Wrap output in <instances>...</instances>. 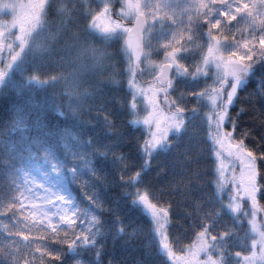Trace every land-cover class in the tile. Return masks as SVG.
<instances>
[{"label":"snow or ice","instance_id":"1","mask_svg":"<svg viewBox=\"0 0 264 264\" xmlns=\"http://www.w3.org/2000/svg\"><path fill=\"white\" fill-rule=\"evenodd\" d=\"M100 16L108 25L102 37L106 48L122 41L119 55L127 67L121 71L131 99L121 107L127 116H137L142 106L145 115L142 121L126 124L129 135L123 136V129L105 113L107 132L118 138L109 144L73 136L81 148L70 150L75 165L70 171L95 211L81 207L51 183L37 185L24 175L12 198L0 203V223L6 226L11 249L0 264H93L83 259L86 252H94L95 264H102L97 239L107 231L98 227L97 213L113 214V240L125 235L121 217L101 195V190L113 189H118V194L112 193L117 201L130 197L127 203L139 204L150 214L149 231L167 264H264V73L256 72L264 68V0H104ZM25 36L21 28L19 49L6 45L7 56L0 48V85L21 60ZM101 55L106 56V49ZM38 72L34 69L26 78L42 85L57 80ZM253 79L256 87L245 104L240 92ZM189 113L200 115L207 145L203 155L211 167L202 173L185 167L192 161L186 148L176 172L161 167L149 179L153 154L167 153L181 142ZM125 144H134L140 163L123 150ZM109 161L118 165L116 179ZM77 167L88 169L90 179L78 175ZM204 177L210 179L202 183ZM34 185L43 188L42 196L33 195ZM177 197L195 235L187 250L179 247V239L169 240L170 217L178 218L173 214ZM225 217L231 222L226 231L216 223ZM173 244L184 254L177 255Z\"/></svg>","mask_w":264,"mask_h":264},{"label":"trees","instance_id":"2","mask_svg":"<svg viewBox=\"0 0 264 264\" xmlns=\"http://www.w3.org/2000/svg\"><path fill=\"white\" fill-rule=\"evenodd\" d=\"M50 6L57 13L53 19L48 11ZM117 6L113 5V15ZM98 8V0H49L45 17L40 18L33 30L29 48L0 89V203L12 198L23 170L44 167L50 163L56 166L59 173L61 191L81 207L95 211L74 182L70 171L75 166L70 150L79 151L81 148L73 136L82 141L91 137L99 145L109 144L118 138L107 132L102 116L109 112L123 129V136L129 135L125 125L134 117L127 116L121 107L131 99L126 96L127 85H124L121 71L122 67H127L126 63L121 64L122 57L119 55L122 41L106 48L102 42L103 36L90 28V20L99 12ZM90 31L95 35H90ZM105 49L106 56H102ZM107 56L115 59L108 60ZM34 69H38L37 75L45 79L55 75L56 82L42 85L28 80L27 75ZM256 72L257 75L264 73V68L257 67ZM188 87L195 88L197 85L190 84ZM255 87L256 80L253 79L246 90H241L240 95L245 98L243 103H248L246 97ZM101 88L110 90L101 92ZM188 116L190 120L186 122L187 130L182 133L181 142L174 144L167 153L157 150L153 154L155 166L149 170V179L161 167L167 168L170 173L176 172L186 148L190 151L192 161L190 164L185 163V167L201 173L211 167L203 155L207 145L202 139L200 115L189 113ZM136 134L139 135V132ZM83 147L89 150L86 143ZM123 150L130 151V158L137 163L142 161L134 144H125ZM198 156L199 161L196 159ZM107 166L116 179L118 165L109 161ZM77 174L90 179L88 169L77 167ZM144 175L149 176V173L145 172ZM208 179L210 177H204L201 182L205 183ZM153 183L159 184L160 181ZM112 193L118 194V189L111 192L101 190L104 204L114 208L121 217L125 235L113 240L116 229L113 214L97 213L101 219L98 227L107 231V235L97 239L101 245L102 264H108L109 260L116 264H167L157 238L149 231L153 223L143 209L139 205L127 203L130 197L117 201ZM173 204V214L178 218L170 217L169 240L179 239V247L185 250L194 242L195 235L184 221L185 209L180 206V197L174 199ZM216 223L219 229L225 231L231 226L226 217ZM134 230L136 235L132 236ZM9 243L6 226L0 223V258L11 250L8 248ZM173 251H177L176 244H173ZM83 259L95 264V253L86 252Z\"/></svg>","mask_w":264,"mask_h":264},{"label":"rangeland","instance_id":"3","mask_svg":"<svg viewBox=\"0 0 264 264\" xmlns=\"http://www.w3.org/2000/svg\"><path fill=\"white\" fill-rule=\"evenodd\" d=\"M98 2H99V8H98L99 12H97L90 20V28L95 33L99 34L100 36H103V34L108 28V25L103 19H101L100 16L101 7L102 4L104 3V0H98ZM47 5H48L47 0H0V48L4 49L3 54L5 56L8 55L6 45H12L14 48H17V50L19 49V45L16 40V37L21 34V28H23L26 33L25 36L26 43L22 55L25 53V51L30 46L29 41L31 39L33 30L39 24V20L36 19V17L40 15V7L44 8V10L41 11L43 17L46 13L45 11ZM113 9L114 8H112V15H113ZM96 21L99 22L96 23ZM124 22L127 23L128 21H124ZM94 23H95V28H93ZM101 24L104 25L103 28L100 27ZM15 66L16 65L13 66V69L15 68ZM0 67H2V65H0ZM13 69L10 72H12ZM144 115L145 113L143 112V107L141 106L139 109V114L137 116H134L132 120L139 119L142 121ZM188 120L190 119L188 114H186V122ZM25 174H27L30 178H34L37 185L43 184V182H48L52 184L55 190L61 191L58 185L59 173L57 172L56 168L54 170V166L50 163L45 164L44 167H40L32 170H25L21 175L20 183H22ZM46 177L47 180H45ZM43 194H44L43 188L37 187L36 185L33 186V195L35 197L42 196ZM37 202H39V200H37ZM139 206L143 209L141 205ZM143 211L151 220L150 214L145 209H143ZM188 247L185 250H187ZM183 254H184L183 252L177 253V255H183ZM200 258L204 259L203 254H201Z\"/></svg>","mask_w":264,"mask_h":264},{"label":"bare ground","instance_id":"4","mask_svg":"<svg viewBox=\"0 0 264 264\" xmlns=\"http://www.w3.org/2000/svg\"><path fill=\"white\" fill-rule=\"evenodd\" d=\"M47 2L49 3V0H47ZM54 10H56L54 7H52V6H50L49 7V9H48V11H50V14H51V17L50 18H55L56 16H57V13H54L55 11ZM49 16V15H48ZM45 17V16H44ZM36 19H38V17H36ZM38 49H36V51H37ZM38 52V51H37ZM6 80H7V78H6ZM6 80L4 81V83H3V85L5 84V82H6ZM3 85H0V89L3 87Z\"/></svg>","mask_w":264,"mask_h":264},{"label":"flooded vegetation","instance_id":"5","mask_svg":"<svg viewBox=\"0 0 264 264\" xmlns=\"http://www.w3.org/2000/svg\"><path fill=\"white\" fill-rule=\"evenodd\" d=\"M43 10H44V8L43 7H40V15L38 14L39 15L38 17H40V18L42 17V12L41 11H43Z\"/></svg>","mask_w":264,"mask_h":264}]
</instances>
